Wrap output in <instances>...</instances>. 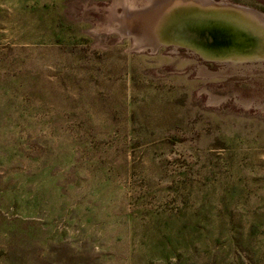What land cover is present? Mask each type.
Segmentation results:
<instances>
[{"label":"rangeland","instance_id":"1","mask_svg":"<svg viewBox=\"0 0 264 264\" xmlns=\"http://www.w3.org/2000/svg\"><path fill=\"white\" fill-rule=\"evenodd\" d=\"M220 8L0 0V264H264V24L207 58Z\"/></svg>","mask_w":264,"mask_h":264},{"label":"water","instance_id":"2","mask_svg":"<svg viewBox=\"0 0 264 264\" xmlns=\"http://www.w3.org/2000/svg\"><path fill=\"white\" fill-rule=\"evenodd\" d=\"M227 7L228 8L226 9L220 8V10H222L221 14L223 15V17L221 16L219 18L221 21L225 18L226 22H216L217 18H211L210 20L206 18L207 21L205 22L207 26L202 25L200 27H197L199 28L201 34H206L207 36H210L212 38L214 36L216 37V39L214 40V44L217 47L221 48H217L220 51H223L224 49L234 50L237 47L243 48L246 46L247 43L245 41L249 35L246 32L250 30L245 23V20H247V16H251L258 23L264 24V17L258 12H254L231 4L227 5ZM240 26L241 28H244V30H239ZM217 49L212 48L213 51ZM201 50L204 51L207 58H215L213 51L202 48Z\"/></svg>","mask_w":264,"mask_h":264},{"label":"bare ground","instance_id":"3","mask_svg":"<svg viewBox=\"0 0 264 264\" xmlns=\"http://www.w3.org/2000/svg\"><path fill=\"white\" fill-rule=\"evenodd\" d=\"M192 1H194V0H192ZM199 2H203V3H205V4H210V5H213V6H227V5H229V4H216L215 2H213L212 0H198ZM167 4V3H166ZM168 5V4H167ZM168 8L170 7L169 5L167 6ZM161 9V8H160ZM165 9H167V8H164L163 10H165ZM158 10V9H157ZM159 12V11H158ZM260 14V13H259ZM263 17H264V15H263ZM205 21H207V19H205V20H199V21H194V22H192V23H190L193 27H200V26H207L206 25V22ZM216 22H226V19H222V21L220 20V19H216ZM197 30H199V28H197ZM239 30H244V28H241V26H240V29ZM246 33H248L249 34V32L247 31ZM191 34V33H190ZM228 35V34H227ZM252 36V34H249L248 35V37H251ZM195 37V36H194ZM205 38V37H204ZM188 39V38H187ZM206 39V38H205ZM186 41V40H185ZM184 42V41H183ZM187 42V41H186ZM189 44V43H188ZM191 44V43H190ZM229 51H234L233 49L231 50V49H226V50H214L213 52H214V54L215 55H217V56H219V57H225L226 55H227V53H229Z\"/></svg>","mask_w":264,"mask_h":264}]
</instances>
